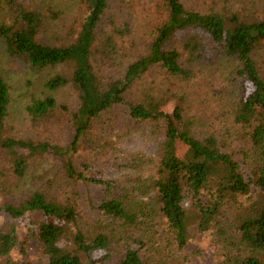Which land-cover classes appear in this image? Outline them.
<instances>
[{
  "label": "trees",
  "instance_id": "obj_1",
  "mask_svg": "<svg viewBox=\"0 0 264 264\" xmlns=\"http://www.w3.org/2000/svg\"><path fill=\"white\" fill-rule=\"evenodd\" d=\"M74 1L79 20L59 35L54 25L61 11L50 1L0 0V39L8 54L35 70L61 68L44 79L48 93L30 98L29 121L73 128L64 147L6 133L10 96L0 74V154L6 170V182H0V222L6 219L0 227V264H33L11 257L25 239L41 246L45 264H150L136 231L148 224L159 227L183 250L190 236L186 198L198 229L206 232L224 200L249 193V203L224 238L228 252L220 264H264V1L211 0L196 10L182 0H150L154 16L138 42L131 17L137 0ZM222 61L237 64L231 116L247 144L241 154L248 177L219 135L199 128L190 114L187 82L201 75L203 65ZM153 67L160 76L148 80ZM63 88L75 96L73 110L57 101ZM122 105L134 123L159 124L163 140L157 158L128 155L135 173L129 182L78 172L71 153L91 140L103 115ZM45 160L55 173L36 166ZM35 167L40 174L33 178L29 172ZM26 178L30 186L19 189L18 198L17 182L26 185ZM78 179L103 187L98 208L108 221L81 228L77 192L66 190L67 182Z\"/></svg>",
  "mask_w": 264,
  "mask_h": 264
},
{
  "label": "rangeland",
  "instance_id": "obj_2",
  "mask_svg": "<svg viewBox=\"0 0 264 264\" xmlns=\"http://www.w3.org/2000/svg\"><path fill=\"white\" fill-rule=\"evenodd\" d=\"M50 1L61 11L60 19L55 22L59 35H67V29L75 27L78 18L77 4L74 0H46ZM138 5L131 11L135 40H143L142 36L147 28L148 20L153 19L154 10L150 0H137ZM187 8L204 10L211 0H182ZM244 3L252 0H233ZM257 1V0H255ZM264 1V0H261ZM117 9H121L119 5ZM111 14L116 12L109 10ZM124 12L125 9H124ZM144 17L146 19H144ZM264 60V50L262 51ZM237 64L222 61L215 65H203L201 75L193 78L189 85L191 107L190 114L195 117L196 125L204 130L215 132L225 143L224 150L230 152L238 163L240 172L249 176L246 160L242 156V150L247 149V144L237 134L238 128L232 124L231 110L236 100L237 88L235 70ZM61 68H47L35 70L29 67L23 59L12 57L5 49L0 39V74L5 79L9 88V107L6 118L5 132L16 137H29L38 140H47L61 146H67L73 137V128L66 122L63 125L51 123L31 124L26 112V106L32 96L39 97L48 93L43 87V81L47 75L59 71ZM160 70L153 67L148 73V80H157ZM59 103L65 104L70 110L76 105V99L68 88L60 89L55 94ZM169 106L166 108L168 109ZM57 125L58 127H55ZM91 140L83 142L77 151L71 153L73 164L78 172L87 177L98 179H116L129 182L130 177L135 175L133 166L129 165L128 155L141 152L145 156L156 159L163 135L159 124L134 123L126 106H117L110 113L102 116L101 121L96 123L91 133ZM54 139V140H53ZM93 142V143H92ZM5 154H0V182H6L4 172ZM38 168L48 169L55 173V166L50 161L37 163ZM86 166V167H84ZM3 167V168H2ZM29 172L33 178L40 173ZM9 182H15L14 180ZM17 182L18 190L16 197H22L19 189L24 191L29 184ZM10 183V184H11ZM68 183V184H67ZM66 190H75L78 196V217L82 229L89 228L100 221H108L99 210L98 206L104 198L103 187L100 184L84 180L67 182ZM65 186V185H64ZM64 195L65 193H61ZM252 194L237 195L224 200L220 207V214L216 221H212L206 232L198 229V222L194 219L192 201L188 198L183 206L190 219L189 239L187 247L177 250L172 245L169 237L162 234L159 227L150 224L135 232L142 242L140 251L150 264H220L225 260L228 252L224 238L231 230L232 219L249 203ZM3 197H0V202ZM0 227L5 225L2 218ZM158 230V231H157ZM157 231V232H156ZM25 229L19 228L18 235L21 238ZM28 243L22 244L11 255L13 259H22L33 264H45L41 246L37 242L25 239Z\"/></svg>",
  "mask_w": 264,
  "mask_h": 264
}]
</instances>
